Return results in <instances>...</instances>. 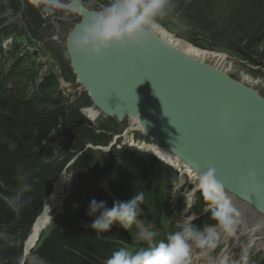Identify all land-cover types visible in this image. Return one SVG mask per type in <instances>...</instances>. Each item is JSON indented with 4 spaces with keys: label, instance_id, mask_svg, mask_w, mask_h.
I'll list each match as a JSON object with an SVG mask.
<instances>
[{
    "label": "rangeland",
    "instance_id": "1",
    "mask_svg": "<svg viewBox=\"0 0 264 264\" xmlns=\"http://www.w3.org/2000/svg\"><path fill=\"white\" fill-rule=\"evenodd\" d=\"M79 1L84 8L95 11H98L108 2V0ZM65 2L69 4L71 0H65ZM8 3L9 0H0V96L23 89L29 95L32 89H35L36 85L45 79L47 75H53L56 79L57 91L66 98V101L73 108L78 106L79 111L88 120L84 125L74 127L72 131L73 141H66V136L62 135V130L59 129L60 126L50 132L42 141L41 149L39 150L40 159L46 164L47 169L39 182L41 196L38 208L34 211L31 221L18 233L8 235L0 231L10 241L9 243L4 239H0V244L3 245L5 243L10 248V251L14 250L13 259L15 258V262L21 264V260H23V264H37L39 262L34 253L37 245L42 237L47 235L53 229L55 223L66 213L69 204L87 190L88 187H91L93 182H97L98 185L104 188L103 185L104 181H107L108 170L110 168L114 169L120 164L119 157L122 155L123 149L134 147L127 144L124 145L120 141L119 135L129 126L125 120L126 118L122 122H117L114 118L105 117L91 103L89 96L77 81L70 66L66 50V38L74 26L81 21L82 14L76 10H69L58 11L55 16L47 17L38 10L41 24L39 27H34L35 30H30L21 11L13 10ZM175 4L176 7L170 15L158 21L159 27L174 39H178L187 45L214 54L224 55V62L217 61L216 58L210 56L203 57V61L226 71L234 79L240 82L243 81L242 83L257 91L264 98V27H261L262 23L259 24L260 20H257L258 17L264 15V0H178ZM246 11H249L250 14H244ZM238 15L239 18L246 22L249 29L252 28V23H254L253 30L250 29L248 32L243 30L245 29L244 25L241 29L242 32L240 30L237 32L238 36L234 35L237 39L227 41L230 38L229 33L232 31L231 19H235ZM249 16L252 17V22H249ZM205 29L208 32H205ZM15 30H19V33H14ZM256 31L261 32L256 33ZM252 35L256 39L258 36L261 38L259 43L250 48V50H254L253 52L248 51L246 48L249 45V36ZM28 37H31V40H27ZM15 38H19L18 46H14ZM244 50L254 54L257 53V55L254 56L253 54L250 59L245 58ZM13 52H16V57L12 55ZM26 56L27 58H25ZM15 58H17V61H15ZM15 62L20 64L18 68L14 69L12 66L15 65ZM31 63L35 65H31ZM33 75L35 77L31 78ZM86 109L97 110L99 113L98 117L91 119L86 115L84 111ZM132 134L133 137L143 141L144 137L141 131L135 130L132 131ZM135 149L139 150L138 147H135ZM76 156L77 158L74 162L69 163ZM113 164L116 166L113 167ZM64 170L68 172V176H72L62 204L52 212L50 216L52 218L43 230L41 238L30 254H28L31 259L29 261L24 260V246L31 232L32 225L41 213L43 201L49 195L53 183ZM175 170L181 178L180 170L176 168ZM184 186L183 190L180 189L179 193H175L173 191L174 184L170 190V197L177 200L180 193L186 192L189 201V194L195 190L196 186L193 183H186ZM201 196L198 191L195 199L191 201L194 206L191 207L189 213L182 216L179 215L176 222L173 223L176 231L180 230L181 222L186 219V215L196 214L197 219L193 221L196 226L197 224L195 223L197 221L210 213V211H206L209 207L208 205L205 206V203L202 206L198 205ZM200 207L203 210L198 212L197 210ZM183 210L182 207L179 208L180 212H183ZM220 247L216 248L218 250H213L214 252L212 251L210 254L214 256L219 253L221 256L224 254L227 260L231 261L230 263L226 260L225 264H238L240 261H245V264H264V250L262 248L252 251L247 257H242L238 263H235L233 256L236 250L234 249L232 252L231 249L228 253L224 249L218 252ZM238 253L236 252V255ZM195 254H199V252L197 251ZM211 255L207 257L210 258ZM207 257H202V261L205 262ZM215 258L211 259L215 261ZM9 263L6 262V264Z\"/></svg>",
    "mask_w": 264,
    "mask_h": 264
},
{
    "label": "water",
    "instance_id": "2",
    "mask_svg": "<svg viewBox=\"0 0 264 264\" xmlns=\"http://www.w3.org/2000/svg\"><path fill=\"white\" fill-rule=\"evenodd\" d=\"M76 2L71 0L68 8ZM78 10L82 19L66 38V50L72 71L91 103L117 122L125 117L136 119L143 140L195 172L213 166L227 192L264 218V98L157 33L144 53L150 57L148 64L135 48L117 50L90 63L82 53L70 52V41L96 11L81 4ZM106 182L104 189L112 197ZM51 218L44 222L41 216L38 220L30 251Z\"/></svg>",
    "mask_w": 264,
    "mask_h": 264
},
{
    "label": "trees",
    "instance_id": "3",
    "mask_svg": "<svg viewBox=\"0 0 264 264\" xmlns=\"http://www.w3.org/2000/svg\"><path fill=\"white\" fill-rule=\"evenodd\" d=\"M176 1L178 0L174 3ZM8 4L13 10L21 11L30 30L40 26L39 11L29 0H9ZM246 13L250 14L249 11L244 14ZM248 18L249 22H252V17ZM258 19L259 24L262 23L260 26L264 27V15ZM231 20L232 31L227 41L237 39L234 35L238 36L237 32L244 25L243 30H253L254 23L249 29L239 15ZM3 32L6 33L5 30ZM205 32L208 30L205 29ZM14 33H19V30ZM30 38L27 40H31ZM18 39L15 38L14 46L18 44ZM260 39L259 36L257 39L253 35L249 36L247 50L252 51L250 48L259 43ZM16 52L12 53L15 57ZM243 54L245 58L250 59L254 53L244 50ZM19 64L15 62L12 68H18ZM33 77L35 76L31 78ZM25 91L23 89L0 96V231L8 235L18 233L28 224L40 203L39 182L47 169L40 159L42 141L59 126L62 135L66 136V141H73L74 127L88 122L79 107L73 108L57 91L53 75H47L29 95ZM119 159L120 164L117 167L113 164L115 168L108 170L107 182L112 197L97 182H93L91 187L77 196L53 229L42 237L37 245L34 251L39 260L37 264H107L108 259L121 249L134 253L148 247L147 242L139 239L136 224L125 230L119 223H114L110 231L96 232L91 225L97 217L87 213L92 200L105 201L107 207L111 208L114 202L129 201L143 192L144 203L140 205L141 213L138 217L140 225L148 226L156 233L160 228H167L160 235L157 234L162 240L170 234L171 227L168 226L165 215L184 203L182 197L177 200L170 197V190L178 180V172L158 158L135 148H124ZM25 175L28 177L27 182L33 186V190L26 194L31 200L17 214L9 208L6 199L16 194L21 186V177ZM204 203L201 196L198 205L202 206ZM202 210L200 207L197 211ZM214 223L209 213L195 224L199 227ZM13 252L14 250L10 251L5 243L0 244V264H18L15 258L13 259Z\"/></svg>",
    "mask_w": 264,
    "mask_h": 264
},
{
    "label": "clouds",
    "instance_id": "4",
    "mask_svg": "<svg viewBox=\"0 0 264 264\" xmlns=\"http://www.w3.org/2000/svg\"><path fill=\"white\" fill-rule=\"evenodd\" d=\"M29 3L47 17L55 16L58 11L70 10L65 0H29ZM175 7L174 0H108L72 36L70 52L82 53L88 62L95 63L114 51L135 48L141 53L142 62L148 64L150 57L144 53L159 27L158 21L169 16ZM61 175L65 181L72 176L66 178L64 173ZM27 179L26 175L22 176L16 194L6 199L9 208L17 214L31 200L26 194L33 190V186ZM191 182L196 184L193 197L195 192L201 193L214 224L198 227L193 224L196 214L186 215L180 230L168 234L166 241L158 243L155 239L157 233L144 226L138 235L148 247L134 253L121 249L108 259L107 264H193L194 253L198 251L200 256L207 257L217 248L221 234L235 236L240 213L233 207L225 185L217 179L216 169L206 165L204 170L182 181L180 187ZM180 187H174L173 191L179 193ZM143 203V192L129 201L114 202L111 208L105 201L92 200L87 213L97 218L91 227L96 232H108L114 223H119L123 229L129 230L138 222ZM190 209L191 205L186 203L185 212ZM0 239L10 243L3 233H0Z\"/></svg>",
    "mask_w": 264,
    "mask_h": 264
},
{
    "label": "bare ground",
    "instance_id": "5",
    "mask_svg": "<svg viewBox=\"0 0 264 264\" xmlns=\"http://www.w3.org/2000/svg\"><path fill=\"white\" fill-rule=\"evenodd\" d=\"M79 4H80V1L77 0V2L72 4L69 7V9L74 10V11L75 10L79 11L78 10ZM155 33L160 35L162 38H164L166 41H168L170 44H172L176 48L186 52L187 54L193 56L194 58H197L198 60H200L202 62H204L203 57H205V56H210V57L216 58L217 61H220V62L225 61L224 55L214 54V53L207 52V51L199 49V48H195L191 45H187L178 39H174L171 35L164 32L160 27H158L156 29ZM225 63H227V62H225ZM210 65H212V64H210ZM212 66H214V65H212ZM216 68H218V67H216ZM224 72L227 73L226 71H224ZM84 111H85L86 115H88L91 119H96L98 117V114H99L97 110H93V109H86ZM125 118L124 119L128 122L129 126H127L125 131L119 135V137L121 138L120 141H122L124 143V145L127 144V145H131L133 147H136V148L138 147L139 150H141V151L143 150L142 152L146 151V152L152 153L155 156H158V158H160L161 160L171 164L172 167L180 170L181 182L189 180L191 178L192 174L195 173V171L192 170L189 166H187L185 164H181V162L175 156L163 152L159 147L155 146L154 144L147 143L144 140L142 141V139L139 140L138 138L133 137L132 131H135V130L141 131V126L136 119L131 118V117H125ZM61 173H64L66 178L68 177V175H67L68 172H66V170L62 171ZM61 173H60L59 177L56 179V181L53 183V186H52V189H51L49 195L44 199L43 204H42L43 205L42 211H41L42 213L39 214L38 219L36 220L37 222L33 225V230H31L29 237L26 240V243L24 246L25 247L24 253H23V257L25 256L24 260L29 261L31 259V257L28 256V254H30V252H31L30 247H31V244L33 243V241L36 237V231H37V227L39 224L38 220L40 219V217L44 216V222H46V220L51 216L52 212L56 208H59L60 205L62 204L64 195L67 192L68 185L70 183V179L65 181V179L63 178ZM103 180H102V182H103ZM105 182L106 181H104V184H105ZM107 183L108 182H106V184ZM191 183L195 184V182H191ZM195 186H196V184H195ZM197 192H195V195ZM192 193L193 192H191L189 194V197H190L189 201H193L195 199V196L193 197ZM228 194L232 200L233 207L240 213V215L238 217L239 223H238L237 228H236V235L235 236L228 237L224 234H221V238H220V241L218 243V247H220V245H221V247H220V251H218V252H221L222 250L225 249L229 253V251L231 249H232V252L235 249L236 252H239V253L236 255V252H235V255L233 257H234L235 263H238L240 261V259H242V257L243 258L247 257L252 251L258 250V248L259 249L262 248L264 250V218L261 215H259L250 205L246 204L242 200H239L233 194H231L229 192H228ZM216 250H218V249H216ZM219 254L217 256L211 257V258L216 257L215 261H214L215 264H223L227 260L226 256H224V254H223V256H221ZM209 255H211V254H209ZM212 260H214V259H212ZM207 261H210L209 257H207V260L205 262H207ZM227 261H229L231 263V261L229 259Z\"/></svg>",
    "mask_w": 264,
    "mask_h": 264
}]
</instances>
